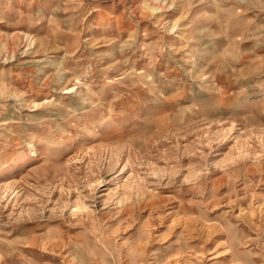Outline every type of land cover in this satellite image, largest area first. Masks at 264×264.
I'll return each mask as SVG.
<instances>
[{
	"label": "rangeland",
	"instance_id": "rangeland-1",
	"mask_svg": "<svg viewBox=\"0 0 264 264\" xmlns=\"http://www.w3.org/2000/svg\"><path fill=\"white\" fill-rule=\"evenodd\" d=\"M0 264H264V0H0Z\"/></svg>",
	"mask_w": 264,
	"mask_h": 264
},
{
	"label": "bare ground",
	"instance_id": "bare-ground-1",
	"mask_svg": "<svg viewBox=\"0 0 264 264\" xmlns=\"http://www.w3.org/2000/svg\"><path fill=\"white\" fill-rule=\"evenodd\" d=\"M154 10V9H153Z\"/></svg>",
	"mask_w": 264,
	"mask_h": 264
}]
</instances>
